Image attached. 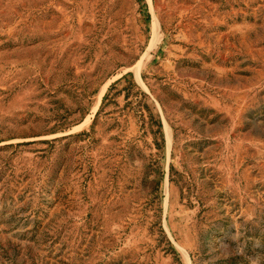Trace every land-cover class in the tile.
Instances as JSON below:
<instances>
[{"label":"rangeland","instance_id":"1","mask_svg":"<svg viewBox=\"0 0 264 264\" xmlns=\"http://www.w3.org/2000/svg\"><path fill=\"white\" fill-rule=\"evenodd\" d=\"M0 264H264V0H0Z\"/></svg>","mask_w":264,"mask_h":264}]
</instances>
